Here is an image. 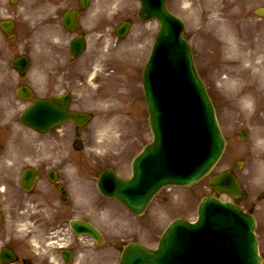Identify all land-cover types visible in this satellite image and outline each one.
Instances as JSON below:
<instances>
[{
	"label": "rangeland",
	"instance_id": "374dc122",
	"mask_svg": "<svg viewBox=\"0 0 264 264\" xmlns=\"http://www.w3.org/2000/svg\"><path fill=\"white\" fill-rule=\"evenodd\" d=\"M34 1L19 0L14 5L10 0H0V21L5 18L16 21L14 40H6L0 32V83L5 80L4 76L13 78L18 74L10 67V60L19 54L29 52L33 59L32 68L27 78H21V80L31 82L41 93V74L39 75L43 69L41 50L46 47L42 46L44 35H39L44 34L46 30L42 27V22H44L42 17L30 16ZM124 1V10H121L111 22L121 21L138 8L136 0ZM261 5H264V0H170V7L186 23V36L194 47L197 67L207 84L224 135L229 142L226 155L213 172L227 169L237 172L235 173L240 177L247 192L248 202L246 204L250 205L258 221L257 235L264 256V74L256 70L254 72L253 69L246 71L245 77L251 83L250 85L247 82L251 88L252 99L244 106L228 99V91L222 87L221 79L226 76L224 69L239 63L241 57L250 56L249 62L245 63L251 66L261 61L254 58L255 54L264 55V19H259L255 15V9ZM7 8H9L8 12ZM96 9L99 14H109L112 11L108 0H96ZM106 9L110 10L106 12ZM96 19L100 21L99 17ZM133 20L136 26L129 42L132 41L131 45L136 44L138 39L141 42L138 46L134 45L133 49L125 48L123 59L119 58L123 65L121 70L119 61L116 62L114 59L109 61L111 69L108 75L104 76L100 95L103 97L101 103L107 102L106 105L112 107L107 110H98L94 114L97 122L109 117L111 124L108 128L99 130L100 135L89 127L83 135L85 143L83 149L79 152L75 150L80 155L86 156L91 151L87 149L88 146L97 148L91 154V158L88 157L91 159L88 165L82 158L79 162L82 167L81 175L86 178L85 186H89L92 181L90 174H87L90 171L89 168L95 172L92 186L95 184L96 174L106 167H112L120 176L128 177L131 173L132 158L151 139L148 112L142 93V69L149 56L158 25L155 22L141 24L135 17ZM54 22L57 23V17ZM55 28L58 27L55 26ZM51 31V29L48 30L52 33ZM235 46L243 56H240L236 50L232 52V47L235 48ZM36 79L38 80L35 81ZM116 94L118 96H115ZM117 98L124 102L123 108L114 109L119 106ZM81 103L87 109L97 105L94 96L88 93H83ZM115 103L116 106L113 107ZM104 114L107 117H103ZM241 128L247 133L244 141L238 135V130ZM93 132L95 137H93ZM98 142L103 143L99 146ZM22 152L24 154L40 153L29 148L23 149ZM247 152L250 156H247ZM237 160H245L243 170L237 169ZM87 166L85 172L84 169ZM209 178L210 176L206 177L202 182L188 189L165 190L152 204L145 217L139 219L125 209L122 208V210L117 203L107 201L96 194L95 204L98 212L105 209L106 215H110L109 224L106 222L108 225L106 229L117 241L120 238L127 241L136 240L144 242L149 247H155L161 233L173 218L183 216L194 219L196 217L197 206L201 198L211 194L208 186ZM80 186L84 185L81 183ZM223 199L226 197L224 196ZM155 220H157L156 223Z\"/></svg>",
	"mask_w": 264,
	"mask_h": 264
},
{
	"label": "water",
	"instance_id": "95a60500",
	"mask_svg": "<svg viewBox=\"0 0 264 264\" xmlns=\"http://www.w3.org/2000/svg\"><path fill=\"white\" fill-rule=\"evenodd\" d=\"M141 2L140 17L160 23L143 75L154 139L133 161L131 179L118 178L107 170L99 182L104 195L116 197L137 214L144 211L163 186H186L198 181L216 164L225 147L212 101L195 67L191 48L183 38L182 21L168 11L166 0ZM257 13L264 16V7ZM37 110L32 112L29 122L38 129H46L44 117L48 116L50 121L54 115H43L40 110L36 113ZM217 184L219 191L240 196L239 184L231 173L216 177L212 187ZM198 214L195 223L183 219L172 223L157 250L130 246L121 264L262 262L254 232L256 222L251 215L213 196L203 200Z\"/></svg>",
	"mask_w": 264,
	"mask_h": 264
},
{
	"label": "flooded vegetation",
	"instance_id": "af4514ba",
	"mask_svg": "<svg viewBox=\"0 0 264 264\" xmlns=\"http://www.w3.org/2000/svg\"><path fill=\"white\" fill-rule=\"evenodd\" d=\"M48 1L52 2L47 7L51 20L60 11L78 9L80 27L77 34L88 36L95 32L91 19L96 13L90 10L91 0H87L86 10L80 8L82 0ZM109 25L105 27L107 30ZM66 82L70 80L63 79L56 86L63 87ZM12 84V81L5 82L4 91L0 93V147L5 142L23 144L31 136L23 132L19 123L16 111L22 103L14 91L9 90ZM65 135L59 128L45 133L42 141L35 143L41 154H0V247L12 252V256H2L5 262L12 260L8 264H50L43 256L46 248L49 254L56 257L59 254L62 258L61 262L53 264H114L128 242L104 234L105 242L99 244L92 237L79 238L71 232V220L83 218L95 223L91 218H96L97 211L92 187L78 185L80 155L73 152L70 143L64 142ZM25 169L31 173L32 180L27 191L20 183ZM80 190L83 197L79 196ZM51 244L59 245L49 248ZM34 247L39 248L38 258L31 253ZM63 254L70 255L71 261H66ZM79 257L83 258L79 260Z\"/></svg>",
	"mask_w": 264,
	"mask_h": 264
},
{
	"label": "bare ground",
	"instance_id": "6f19581e",
	"mask_svg": "<svg viewBox=\"0 0 264 264\" xmlns=\"http://www.w3.org/2000/svg\"><path fill=\"white\" fill-rule=\"evenodd\" d=\"M236 50L240 56H243L241 51L237 46L235 48L232 47V52ZM255 60L258 58L259 64H255L253 66L247 65L245 62L250 59V56H246V58L241 57V61L234 66H227L224 70L226 72L225 80L222 83V87L228 91V99L232 100L236 104L241 103L243 106L247 104L250 99H252V95L250 94L251 88L248 86L249 79H246L245 73L249 69H253V71L258 72L260 74H264V55L255 54ZM240 59V58H239ZM249 62V61H248ZM257 73V74H258ZM248 82V83H247Z\"/></svg>",
	"mask_w": 264,
	"mask_h": 264
}]
</instances>
